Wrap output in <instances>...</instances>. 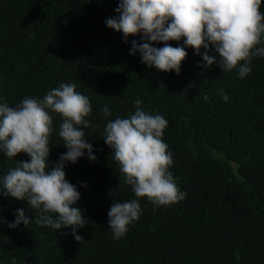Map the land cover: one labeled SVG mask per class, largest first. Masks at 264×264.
I'll return each mask as SVG.
<instances>
[{"label": "trees", "instance_id": "16d2710c", "mask_svg": "<svg viewBox=\"0 0 264 264\" xmlns=\"http://www.w3.org/2000/svg\"><path fill=\"white\" fill-rule=\"evenodd\" d=\"M119 3L0 0V104L15 107L75 83L92 106L86 119L94 127L84 131L97 157L89 160L85 150L64 166L66 180L80 193L73 207L87 220L76 230L82 242L71 226H37L40 212L5 195L0 183V264H264V56H254L251 72L240 78V65L231 72L216 64L204 68L202 56L181 38L167 42L187 52L179 74L149 68L138 51L131 54L143 33L125 42L122 32L106 25L118 17ZM137 99L144 111L168 121L163 141L173 158L169 171L186 193L178 203L155 206L137 198L105 143L107 122L134 114ZM105 106L111 115L104 114ZM50 114L49 168L67 151L59 137L62 117ZM16 160L30 157L21 152L8 158L0 151V181ZM114 199H136L141 208L119 239L108 225ZM18 209L33 222L9 228Z\"/></svg>", "mask_w": 264, "mask_h": 264}, {"label": "clouds", "instance_id": "9594fccd", "mask_svg": "<svg viewBox=\"0 0 264 264\" xmlns=\"http://www.w3.org/2000/svg\"><path fill=\"white\" fill-rule=\"evenodd\" d=\"M262 0H120L115 11L118 17L106 20V25L127 37L143 33L142 42H132V52L141 55L142 63L158 71L180 72L181 62L187 57L184 47H173L167 42L184 39V44L201 55L203 67L216 64L222 71L231 72L239 66L238 76L251 72L254 56H264V14L260 11ZM150 42H165L153 47ZM201 49L204 52L201 53ZM214 49L215 55L209 52ZM219 57V60L217 59ZM244 63L241 65L240 62ZM75 83L61 84L42 98H24L17 106L0 104V151L8 158L23 152L30 161H17L2 178L5 195L26 201L40 215L34 219L37 226L53 229L72 227L76 241L83 237L76 234L86 219L79 207L76 187L66 180L65 162L75 163L87 150L88 159L93 155V145L85 139L84 129L94 127L86 119L92 112L89 98L76 91ZM225 102L228 96L223 94ZM208 100V96H204ZM136 111L128 118H115L104 128L105 143L112 149L114 159L122 173L123 184L131 186L137 198H147L155 206H167L182 201L186 193L178 188L169 167L172 154L163 141L168 121L160 114L144 111L139 99ZM102 111L111 115L105 106ZM62 117L59 137L67 148L54 167L49 168L50 136L53 116ZM120 183V181H119ZM114 195V193H113ZM48 213H55L56 216ZM141 208L138 200L121 202L114 199L108 212V225L115 238L124 236L128 226L139 219ZM33 222L23 209L17 210L9 228L20 224L25 227Z\"/></svg>", "mask_w": 264, "mask_h": 264}]
</instances>
